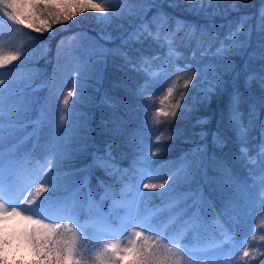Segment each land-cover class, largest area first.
I'll use <instances>...</instances> for the list:
<instances>
[{"label": "trees", "instance_id": "obj_1", "mask_svg": "<svg viewBox=\"0 0 264 264\" xmlns=\"http://www.w3.org/2000/svg\"><path fill=\"white\" fill-rule=\"evenodd\" d=\"M18 2L25 3L22 18L34 11L28 0ZM105 6L123 11L118 17L86 11L43 33L25 26L32 20L14 25L0 16V47L25 53L0 69V79L5 81L0 100L4 174L10 168L14 171L26 157L40 160L44 170L51 161L58 187L39 179L33 191L40 183L48 191L35 206L73 200L72 209L82 218L90 198L118 192L120 180L97 160L105 157L139 189V216L145 215L152 224L146 235L161 252L179 247L181 264L208 263L213 254L226 249L238 259L245 240H251L250 249L264 251V185L259 181L264 174V157L260 156L264 88L256 79H248L264 68L259 58L264 52L260 47L264 21L259 16L264 0H212V6L206 4L203 9L185 0H113ZM101 15L110 18L97 19ZM145 28L153 35L148 36ZM222 45H234L224 58L215 55ZM185 65H191L190 69L174 70ZM194 71H199V83L194 80L195 88L190 84L184 89L183 80ZM213 72L222 83L203 99ZM177 77L181 79L176 91L165 105L166 109L175 105L183 91L176 116L161 117L162 123L154 125L152 114L160 107L158 100ZM9 81L13 82L10 87ZM74 81V95L65 109L63 99ZM240 128L244 132L238 136ZM161 134L163 139L157 142ZM216 136L224 141L222 147ZM242 146L248 149L247 155L241 153ZM181 164L192 165L191 175L173 184L169 177ZM146 173L153 178L148 179ZM225 173L230 183H225ZM165 180L169 182L163 188H143L144 183L163 184ZM193 198L199 210L196 231L187 222L179 227L177 223L191 217L193 209L188 206ZM172 211H178L174 222L167 219ZM41 220L73 229L54 239L74 235L73 259L99 264L97 255L107 240L81 224V219ZM32 227L17 216L0 222V238L9 241L0 243V264H55L53 253L48 252L52 241L45 246L40 231L32 238ZM225 234L232 239L226 241ZM118 255L110 264H116ZM132 259L128 252L119 264Z\"/></svg>", "mask_w": 264, "mask_h": 264}, {"label": "snow or ice", "instance_id": "obj_2", "mask_svg": "<svg viewBox=\"0 0 264 264\" xmlns=\"http://www.w3.org/2000/svg\"><path fill=\"white\" fill-rule=\"evenodd\" d=\"M113 0H46V2H34V0H28V6L34 10L29 15L21 14V8L25 7V3L18 2V0H0V16H6L9 21H11L14 25H25L26 20H32L31 23L26 24L25 26L29 29H32L35 32H45L50 31L54 24H66L68 21L73 20L75 17L80 15L86 11L97 12L100 14L110 13L113 17H118L121 15L123 9L110 8L105 6L106 3H112ZM178 3V0H176ZM186 3L191 5H198L201 9L205 7L207 4L208 7L212 6V0H185ZM246 2V0H245ZM259 16L262 21H264V8H261L259 11ZM34 17V19H33ZM109 16H99L97 19L107 20ZM246 19V18H245ZM183 26H181L182 28ZM242 27V26H241ZM180 28L177 29L179 31ZM145 31L148 33V36H152V32L145 28ZM237 31H240L238 29ZM194 34L190 33L191 36ZM243 42H241V46ZM234 45H229L227 47L221 46L217 49L215 55L221 58H224L227 53L232 50ZM262 49H264V43L260 45ZM22 55H25L24 52L20 50L16 51H5L2 47H0V69L7 67L8 65L13 64V62L17 61ZM260 59L264 60V52H262ZM191 65H185L184 68L175 67V71L185 72L187 69H190ZM204 71H208V69H204ZM2 75V73H0ZM213 80H209L208 87L204 89L205 95L203 99L208 98V94H211L215 91L216 87L222 83L219 76L213 72ZM150 79L154 78V76H149ZM181 79V77H177L176 80L172 81V84L168 86L164 92V94L159 98L158 103L160 107L156 108L155 112L152 114L153 124L159 125L162 123L161 117L165 119L168 117L176 116V109L180 107V101L183 100L185 93L180 92L178 99L175 105L170 106L169 108H165V105L168 104L173 97L177 83ZM249 80L256 79L260 86L264 88V68H262L261 73H254L248 77ZM196 80L199 83V71L192 72L186 79L183 80V88L187 89L190 84H193V81ZM13 82L9 81L8 86L10 87ZM5 81L0 79V100L3 98V92L5 88ZM147 86V85H146ZM76 87L75 81L73 82V87L69 88L66 95L63 99L64 108L67 109L69 105V101L74 95L73 89ZM195 88L196 85L193 84ZM234 100H238V97H234ZM18 111V110H17ZM3 113L0 111V133L3 131V123H2ZM234 122H238L236 117H232ZM64 117H61V121L63 122ZM244 132L243 128H240L238 131V136L242 135ZM156 141L159 142L163 139V134L160 136H156ZM214 140L222 147L224 141L220 139V137H214ZM157 151H160V148H157ZM240 151L242 154L247 155L248 149L246 147H241ZM152 156H155L156 153H151ZM260 156L264 157V145L261 146ZM256 161L250 160V163H255ZM192 167L190 164H181V166L177 169L169 179L176 184L181 179H186L191 173L189 172V168ZM53 165L52 162H48L47 170H44L41 166L42 175L39 176V179L44 181H52L51 186L55 189L58 185L55 184L56 173L52 171ZM183 174V175H182ZM148 179H152L153 176L150 173L145 174ZM144 178V177H142ZM9 184L5 186V178H4V169H3V161H2V153H0V222L8 220L12 216L22 217L25 221L30 222L32 227L31 236L34 238V234L37 231L43 233L45 238V246H47L48 241H52L51 246H48V252L53 253L55 264H67L68 260H71V264H81V261L73 259L74 256V247H75V237L56 240L54 237H61L64 235V231L72 232L71 229L67 225L60 224H45L42 220L35 219L32 215H24V212H21L17 207H12L9 211L6 206L7 192L10 190L13 183V171L10 168L8 174ZM225 183L231 182V177L225 173L224 174ZM259 181L262 185H264V174L259 177ZM31 182V181H29ZM168 180H165L163 184L159 183H144L143 188L149 190H155L163 188L165 184H168ZM48 191V186L44 183L37 184L33 192H29L28 195L21 202L22 205L32 206L37 203L41 195ZM143 195V194H142ZM10 203V201H9ZM261 204L264 205V200L261 201ZM176 205H171L170 207H175ZM193 209L191 213V227L196 226V222L199 218V210L197 205V200L195 198L192 199V204L188 206ZM30 208L25 209L24 211H29ZM170 210V209H169ZM159 211H163L160 209ZM187 210H185L186 212ZM40 214V213H37ZM47 218V217H45ZM66 218L71 219V216ZM131 226L132 232L129 234L130 239L127 242V245L121 248L120 242L116 241L115 243L105 244L103 246V251L97 255V260L99 264H110L114 257H116L119 253L122 252H130L133 254L134 259L128 262V264H181L182 252L179 247L173 251L171 248H168L166 252H161L156 245L155 241L148 235L147 232L152 230V224L150 220H139V216L132 217L125 225V227ZM137 228H143L144 231H137ZM255 237L253 236V239ZM231 237L225 234V240H230ZM264 239V237H261ZM0 243L6 245L9 241L5 238H0ZM251 243V240H245L242 242L243 250L236 260L235 264H253V262L259 261V264H264V251H256L252 250L248 247V244ZM48 252H45L44 255L47 257ZM2 258V257H0ZM51 264V262H50ZM116 264H119V260H116Z\"/></svg>", "mask_w": 264, "mask_h": 264}, {"label": "rangeland", "instance_id": "obj_3", "mask_svg": "<svg viewBox=\"0 0 264 264\" xmlns=\"http://www.w3.org/2000/svg\"><path fill=\"white\" fill-rule=\"evenodd\" d=\"M97 160L99 163L109 167L114 176L120 180L118 192L115 195L105 194L99 199L90 198L84 207V215L82 218L78 210L74 211L72 209V200L67 201L66 199H63L59 202L58 206L43 205L37 207L35 204L32 206L21 204L28 193L33 192V187L37 183V179H39L38 177L41 172L42 162L37 158L34 159L31 157H26L21 164L14 169L13 183L6 194V206L9 211L12 207H17L21 212H24V215L33 214L40 217V220L44 219L46 222L49 221L50 223L56 220L77 222L81 219V224L88 225L101 240H107V244L119 241V246L121 248L125 247L128 240L131 238L129 234L132 232V227H125V225L132 217L139 216V189L134 185V182L126 176L124 170L118 169L105 157H98ZM8 174H4L6 187L9 184ZM27 208H30L31 210L24 211ZM177 212L178 211H172L167 219L174 222L178 214ZM68 216H71L72 218H66ZM146 219L145 215L139 216L140 221ZM183 222H187L191 227V217H184L177 221L178 227L181 226ZM199 225L200 222L197 220L195 228L191 227V229L196 231V228H198ZM139 229L141 228H137L136 230L139 231ZM193 233L196 234L197 232ZM227 236H229V234H227ZM127 254L128 252L120 253V256L118 255V260H122ZM209 260L208 263L202 264H235L237 258L234 257L233 252L226 249L223 253L217 252L213 254Z\"/></svg>", "mask_w": 264, "mask_h": 264}]
</instances>
